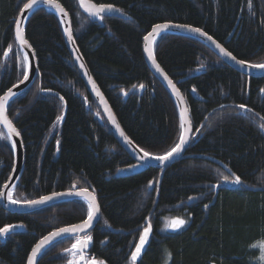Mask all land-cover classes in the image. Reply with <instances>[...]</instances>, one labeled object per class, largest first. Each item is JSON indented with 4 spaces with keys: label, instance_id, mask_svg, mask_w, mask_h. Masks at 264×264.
I'll return each mask as SVG.
<instances>
[{
    "label": "trees",
    "instance_id": "16d2710c",
    "mask_svg": "<svg viewBox=\"0 0 264 264\" xmlns=\"http://www.w3.org/2000/svg\"><path fill=\"white\" fill-rule=\"evenodd\" d=\"M90 1L111 4L126 19L103 17L96 23L80 12L76 0H57L121 129L153 156L170 151L181 135L176 105L143 55V39L156 24L200 28L237 60L264 63V0H251V6L249 0ZM26 2L0 0V96L23 78L14 22ZM25 36L35 54L37 77L7 107L24 150L14 199L37 200L73 186L87 188L100 208L99 222L87 234L92 236L89 260L131 264V253L150 223L149 242L136 264H264L259 248L264 242V77L237 72L193 39L162 35L154 47L155 59L186 102L190 144L162 169L149 167L122 177L118 172L134 162L87 91L58 18L37 10ZM10 44L13 51L5 56ZM60 115L63 119L57 122ZM13 162L9 141L0 139V192ZM233 173L241 177V185L224 188L223 177L234 179ZM86 217L87 205L79 200L29 214L9 213L0 203V227L23 226L0 241V264H27L41 239ZM173 219L185 224L170 232ZM74 242L52 245L37 264H68L71 256L65 250Z\"/></svg>",
    "mask_w": 264,
    "mask_h": 264
},
{
    "label": "water",
    "instance_id": "95a60500",
    "mask_svg": "<svg viewBox=\"0 0 264 264\" xmlns=\"http://www.w3.org/2000/svg\"><path fill=\"white\" fill-rule=\"evenodd\" d=\"M91 4H94V3L91 2L90 0H84V5L85 6H89ZM77 5H78L79 9L81 10V12L86 17L93 19L97 23L101 22V18L100 17L90 16L89 13L87 11H85V7L81 6V0H77ZM98 6L99 5H97V7ZM39 9H43V10H46L48 12H51L54 15H56V17L58 18V20L60 22V25H61V28H62V34H63V38H64V42H65L66 48H67V50L69 52V55L71 56V58H72V60H73V62L75 64L77 70L80 73V76H81V78H82V80H83V82H84V84H85V86L87 88V91L89 92V94L91 95L93 100L95 101L99 111L101 112V115H102L103 119L105 120L107 126L111 129V131H112L114 137L116 138V140L122 145L124 150L138 163V165H136V166H133V167H130V168L121 169L118 172V174L120 176H122V177H130V176L137 175V174H140V173L144 172L149 167L150 168L162 169V168L172 164L176 160H178L180 158V156H182L184 154L185 150L188 148V146L190 144V139H191V136H192V128H191V123H190V119H189L188 109H187L186 102H185L183 96L181 95V93L179 92V90L177 89V87L173 83L172 84L168 83L169 78H168V80H166L164 78L165 77V73L164 72L161 73V72L156 70L155 66L152 63V60L149 58L148 52L145 51L146 48H151L152 51H153V54H154V47H155L156 43L155 44L150 43L151 38H150L149 41H146L145 39H143V55H144V59H145V62L147 64L149 70L161 82V84L166 88V90L168 91V93L172 97V99H173V101H174V103L176 105V108H177L180 124L183 123V129L181 128V133H183L184 139L187 141V143L184 145L183 149L179 153H174L172 157H170L167 161H163V162L158 161V160H154V159H149L147 161H143V160L140 159V157L143 155V153L125 135V133L121 129V127H120V125H119V123H118V121H117V119H116V117H115L110 105L108 104L107 100L105 99V97L103 96V94L101 93V91L99 90L97 85L95 84V88L93 87V83L92 82H94V80L91 77V75H90V73L88 71V68H87V66H86V64H85V62H84V60H83V58L81 56V53L79 52V50H78V48L76 46L74 37H73L72 41H69V39L67 37V34L65 32V29H69L72 32L71 22H70V18L68 16V14H67V16H62V15L56 13L53 8H51L50 6H47V5L43 4V3H40V4L36 5L32 10H27V11H22L21 10L18 19L21 20V27L23 29V33H24L25 39H26V36H25L26 24H27L28 20L31 18V16ZM101 15L103 17H113V18H118V19H126V16H124L120 12L104 13V14H101ZM62 20L64 21L63 23H61ZM165 34H167V35H175V36H180V37H185V38H190V39H193V40L201 43L202 45L207 47L210 51H212L215 55H217L225 64H227L228 66H230L231 68H233L234 70H236L237 72H239V73H241V74H243L245 76L254 77V78L264 77V69H254V68L248 67L247 66L248 63H246V65L242 68L235 61H233L230 58L224 56L220 52V49L216 47V44H214L212 41L208 40L206 37L199 35L198 33H192V32H189V31H186V30H183V29H179V28H170V29L167 30L166 33H164L162 35H165ZM72 36H73V34H72ZM159 38L160 37H156L155 38L156 42L158 41ZM14 39H15V26H14ZM15 43L17 45V48L22 53V55H23V52H27L28 53L31 68H30V71H29V79L27 81H25L24 83H20L19 82L18 84H16L15 86H13L11 88L13 90V92L17 93V95H15L9 101V104L15 97H17L18 95L22 94L26 90H28L32 86V84H34V82L36 80V77H37V63H36L35 54H34L32 48H31V46L30 47H25L23 49V51H21V49L19 47V44H18V41L15 40ZM77 57H79L80 59H77ZM154 58H155V55H154ZM81 63L84 64V68L80 67ZM89 78H91L92 82H90ZM173 85L175 86V89L173 88ZM177 93H179V94H177ZM191 94H192L193 98H195L197 100H201L200 97L198 95H196L195 93H191ZM8 105L6 106V113H5L6 115H7V107H8ZM182 114H183V119H182ZM112 118H114L115 123L112 122ZM117 125H118V127H117ZM1 129H3L5 133H7V128L4 127L3 124H0V130ZM121 131L124 133L123 136L121 135ZM125 137H127V140L125 139ZM13 140L16 143L15 150L12 149L13 157H14V166H13V170L11 172V176H10V178H9L7 184H6L7 187H5V185H4L3 189H2V192L5 195L3 197H0V203H2L3 209L5 211H7L9 213H12V214H15V213L16 214H29V213L40 211L42 209H45V208L53 206V205L60 204L62 201L66 202V201L78 199V200L84 202L82 200V198L76 197L74 195H64V196L54 197L51 201L45 202L44 204L35 205V206H32V207L26 206L23 203H21L19 205H14V204L9 203L8 200L6 199L7 193L11 192L13 194V190L15 188V185H16L20 175L23 172V166H24V150H23V145H22V142H21L20 135L19 136H13ZM9 142H10V144H12V141H9ZM11 148H12V146H11ZM222 185L224 187H228V188L233 186V184L226 183V182L223 183ZM78 191H80V190H78L75 186H73L70 191L64 192V193H69V192H73L74 193V192H78ZM49 196H51V195H49ZM37 200H39V199H37ZM96 202H97V199H96ZM97 204H98V202H97ZM99 219H100V211H99V213H97V218L94 219L91 227L86 229L84 232L78 233L77 235L83 236V235H86L89 232H91L95 228V226L98 224ZM13 231H16L15 228L10 233H12ZM170 232H173V229H171ZM116 233H118V232H116ZM50 234H48L47 236H49ZM5 236H0V241H3ZM67 239H73V237L62 236V237L54 239L38 255L36 264H37L38 259L40 258V256L48 248H50L52 245H54V244H56L58 242H61V241L67 240ZM146 246H147V244L145 245L144 249H142L141 255H140V257L137 258V261L141 260ZM88 250H89V247L84 250V255H86L88 253ZM90 262L91 261H89V264H90Z\"/></svg>",
    "mask_w": 264,
    "mask_h": 264
},
{
    "label": "snow or ice",
    "instance_id": "6c2138e0",
    "mask_svg": "<svg viewBox=\"0 0 264 264\" xmlns=\"http://www.w3.org/2000/svg\"><path fill=\"white\" fill-rule=\"evenodd\" d=\"M43 3L47 6H50L55 10L56 13L67 16V12L65 9L61 6L60 3L57 2V0H27L26 3H23L22 11L32 10L36 5ZM81 6L85 7V11L89 13L90 16H96L103 19V16L101 14L104 13H112V12H119L120 9L114 8L111 4H100L98 7L95 4H91L89 6L84 5V0H81ZM249 6H251V0H249ZM64 21L62 20L61 23ZM15 40L18 41L19 47L21 51L25 47H30L27 39L24 37L23 29L21 27V20L17 19L15 22ZM170 28H179L183 29L192 33H198L201 36L206 37L208 40L212 41L214 44H216V47L220 49V52L230 58L231 60L235 61L238 65H240L242 68L246 65V61L244 60H237V58L228 50L223 48L220 44H218L215 40H213V37L208 35V33L202 31L200 28L192 27L187 24H171V23H163V24H156L152 31L148 33L144 37L146 41H149L150 43L155 44L156 43V37H161L162 34L166 33L168 29ZM65 32L67 34V37L69 41H72L73 36L72 32L69 29H65ZM13 51V46L10 44L8 46L7 51L4 53L5 56H7L9 53ZM146 52H148L149 58L152 60L153 65L155 66L156 70L163 73V70L160 68L159 64L156 63V60L154 58V54L151 48H146ZM77 59H80L77 57ZM248 67L254 68V69H264V63H254V64H248ZM81 68H84V64H80ZM31 65L29 61V55L27 52H23V55L20 59V74L23 76V79L20 81V83H24L29 79V71H30ZM166 80H168V77L165 75L164 77ZM90 82L91 81V78ZM93 83V87L95 88V83ZM169 84H172L171 80H168ZM143 87V86H141ZM173 88L175 89V86L173 85ZM41 91H48L51 92V89H41ZM195 91V89H193ZM261 92H264V89L260 90ZM179 94V93H177ZM17 93L13 92V90L10 88L8 89L7 93L3 96H0V124H3L4 127L7 128V133H4L0 131V139H4L6 141H12V149L15 150L16 143L13 140V136H19L20 133L17 131V129L12 125L11 120L8 119L6 113V106L9 104V101L15 96ZM61 101H64V97H59ZM241 110H245L246 106L244 104H241L238 106ZM111 118V117H110ZM63 119V116H57L56 120L57 122L61 121ZM183 119V114H182ZM264 119V118H262ZM112 122L115 123L114 118H112ZM118 127V125H117ZM181 128L183 129V123L181 124ZM261 130H264V124L260 125ZM121 135L123 136L124 133L121 131ZM127 140V137H125ZM187 143V141L184 139L183 133H181L179 143H177L170 151L166 152L164 155L159 156H153L148 151H145L144 149H140V151L143 153V155L140 157L141 160L147 161L149 159H154L158 161H167L170 157L173 156L174 153H179L184 145ZM57 144H59V141H57ZM234 179H230L228 176H224L223 179L227 183H232L233 185H241V177L239 175H235L233 173ZM152 182H149V186H151ZM7 187V185H5ZM5 194L3 192H0V197H3ZM64 195H74L76 197L82 198L84 202L87 204V218L80 224H74L68 227H63L58 229L57 231L52 232L49 236H45L43 239L39 241L35 245V247L32 248L31 254L27 258V264H36L37 257L41 253V251L50 244L54 239L62 237V236H69L73 237L75 242L72 243L71 248L66 249L65 251L71 256V259L68 260V264H89V261L86 260L84 255V250L87 249L90 245V242L92 241L91 235H77L80 232H84L86 229L91 227L94 219L97 218V213H99L100 208L96 202V197L94 194L90 193L87 188L82 189L78 192H69V193H53L51 196H43L39 200H26V201H19L13 198V194L11 192L7 193L6 199L9 203L14 205H19L23 203L26 206L32 207L35 205L44 204L45 202L51 201L54 197L64 196ZM208 205H205V208H207ZM105 224H107V221H105ZM185 224V220L183 219H173L171 223L168 225V227L175 229H180ZM16 227H23L22 225H7L5 227H0V236H5L9 234L14 228ZM151 224L149 223L147 227H145L142 231V233L139 236V243L135 245V251L131 253V264H136L137 258L140 257L142 249H144L145 245L149 242V236L151 233ZM261 250V260H264V243H261L259 245ZM90 264H105L103 260H96L94 257L92 258Z\"/></svg>",
    "mask_w": 264,
    "mask_h": 264
},
{
    "label": "bare ground",
    "instance_id": "6f19581e",
    "mask_svg": "<svg viewBox=\"0 0 264 264\" xmlns=\"http://www.w3.org/2000/svg\"><path fill=\"white\" fill-rule=\"evenodd\" d=\"M77 1V0H76ZM79 8V7H78ZM80 10V9H79ZM80 12H81V10H80ZM82 13V12H81ZM83 14V13H82ZM84 15V14H83ZM56 16V15H55ZM85 16V15H84ZM18 17H19V15H18ZM18 17H17V19H18ZM16 19V20H17ZM97 23V22H96ZM100 23V22H99ZM62 29V28H61ZM166 35V34H165ZM166 75V74H165ZM170 80V79H169ZM160 82V81H159ZM19 83V82H18ZM17 83V84H18ZM161 83V82H160ZM173 83V82H172ZM174 84V83H173ZM16 85V84H15ZM14 85V86H15ZM33 85V84H32ZM175 85V84H174ZM176 86V85H175ZM13 87V86H12ZM11 87V88H12ZM165 88V87H164ZM166 89V88H165ZM27 91V90H26ZM24 93V92H23ZM192 93H194V92H192ZM21 95V94H20ZM19 96V95H18ZM16 98V97H15ZM201 99V98H200ZM197 100V99H196ZM198 101H203L202 99L201 100H198ZM180 126H181V124H180ZM109 128V127H108ZM1 130H3V129H1ZM109 130H110V132L112 133V131H111V129L109 128ZM4 131V130H3ZM5 133V132H4ZM113 134V133H112ZM114 136V135H113ZM115 138V137H114ZM116 139V138H115ZM118 142V141H117ZM10 143V142H9ZM119 143V142H118ZM120 144V143H119ZM11 145V144H10ZM120 146L122 147V145L120 144ZM123 148V147H122ZM12 149V148H11ZM123 150H124V148H123ZM125 151V150H124ZM126 152V151H125ZM127 153V152H126ZM128 154V153H127ZM129 155V154H128ZM130 156V155H129ZM181 157V156H180ZM130 158L133 160V162H134V164L132 165V166H130V167H133V166H136V165H138V163L130 156ZM13 166H14V162H13ZM24 167V166H23ZM130 167H127V168H130ZM124 169V168H123ZM12 170H13V168H12ZM12 172V171H11ZM10 176H11V174H10ZM10 176H9V178H10ZM21 176V175H20ZM9 178H8V180H9ZM19 179H20V177H19ZM19 179H18V181H19ZM8 180H7V182H8ZM18 181H17V183H18ZM7 182H6V184H7ZM16 183V184H17ZM5 184V185H6ZM15 187H16V185H15ZM224 188H228V187H224ZM3 189V188H2ZM15 189V188H14ZM2 192V191H1ZM13 192H14V190H13ZM68 192V191H67ZM62 193H64V192H62ZM74 200H78V199H74ZM70 201H72V200H70ZM80 201V200H79ZM65 202V201H64ZM63 201L61 202V203H64ZM66 202H68V201H66ZM85 203V202H84ZM87 205V204H86ZM87 218V217H86ZM82 223V222H81ZM80 224V223H79ZM172 229V228H171ZM170 229V230H171ZM169 230V231H170ZM140 261H136V263H139Z\"/></svg>",
    "mask_w": 264,
    "mask_h": 264
},
{
    "label": "rangeland",
    "instance_id": "374dc122",
    "mask_svg": "<svg viewBox=\"0 0 264 264\" xmlns=\"http://www.w3.org/2000/svg\"><path fill=\"white\" fill-rule=\"evenodd\" d=\"M261 243H264V242H261ZM261 243H260V244H261ZM260 244H259V245H260ZM259 248H260V247H259ZM260 253H261V250H260ZM86 256H87V254L85 255L86 260L91 261V260H89Z\"/></svg>",
    "mask_w": 264,
    "mask_h": 264
}]
</instances>
